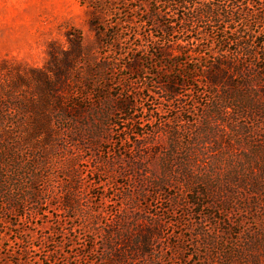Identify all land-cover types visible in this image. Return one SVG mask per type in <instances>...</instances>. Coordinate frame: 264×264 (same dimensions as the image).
Returning a JSON list of instances; mask_svg holds the SVG:
<instances>
[{
	"label": "rangeland",
	"instance_id": "rangeland-1",
	"mask_svg": "<svg viewBox=\"0 0 264 264\" xmlns=\"http://www.w3.org/2000/svg\"><path fill=\"white\" fill-rule=\"evenodd\" d=\"M237 2L260 23L180 47L177 24L159 37L168 0H0V166L21 181L0 194V264H218L235 244L229 264H264V0ZM247 33L257 65L216 84L179 54L236 63L216 38ZM158 48L196 79L157 76Z\"/></svg>",
	"mask_w": 264,
	"mask_h": 264
},
{
	"label": "trees",
	"instance_id": "trees-1",
	"mask_svg": "<svg viewBox=\"0 0 264 264\" xmlns=\"http://www.w3.org/2000/svg\"><path fill=\"white\" fill-rule=\"evenodd\" d=\"M254 2V0H251ZM169 4L174 7V10H176V14L180 11V14H178V18L174 21H169L164 15L165 18L160 21H158L157 27L159 28L160 36L169 39L170 37H174V24H177L181 29L179 32L181 33H187V39L179 36L177 37L178 40H180L178 45L182 47L181 42H188V40H193L191 43H195L198 45L199 38L197 37L198 27L202 26H214L216 29H219V25L221 23H244V27L248 30V24L249 20L253 19V21H256L254 17L257 19V23H260V19H262L261 16H257L251 13L244 12L241 7L239 6L237 0H168ZM264 32V31H263ZM264 34V33H263ZM254 37L247 33L246 36L239 37V39H230L226 36L219 35L216 38V41L218 42L219 46L222 48L227 49L228 44H234L236 45V48L238 46V49L236 51V54L239 56V60L236 61V63H232L229 59L223 60L222 58H218L217 61H207L208 56L204 54V58H202V52L200 49H190V50H179V54L185 55L187 58H189L190 61L196 60L195 62H202L203 66L200 68L202 69L201 72L206 71L204 77L206 78L207 82L210 84H216L221 82L220 75L216 73V71L223 72L226 69L229 68H235V70H242L245 66V63H254L255 66L258 62V56L256 54L255 50V40ZM241 40V41H238ZM169 41V40H168ZM176 43V44H177ZM186 44V43H185ZM264 49V45L262 47ZM222 52H224V49H222ZM194 56H196V59H194ZM156 61L159 62V70L162 71V73H156L157 76L159 74H162L160 77H164L167 79L168 83L173 85L178 80L179 77L182 79L185 77L187 79H196L197 73L200 69L197 68H183V70L176 68L180 62L172 56L168 54H164L161 48H158L157 55L155 56ZM259 64V63H258ZM204 67V68H203ZM257 68H260L257 66ZM183 71V72H182ZM184 72H189L190 76H185ZM264 76V75H263ZM199 78L202 80V78L199 75ZM217 98H222L221 96L217 95ZM65 101H63L62 95H57L55 97L54 106L61 112H64L66 110L65 107ZM219 105H214L213 108H218ZM226 105H222V109ZM121 108V107H120ZM125 110V108L123 109ZM48 135L50 134V129L48 128ZM11 149L5 150L4 156L2 157L4 162L8 163L11 162L13 166L10 165L11 168L17 167L19 169L18 165L16 164L17 161L14 160V155ZM8 168V167H7ZM6 168V169H7ZM6 169H4V166H0V194L2 197H5L4 193H7V199L8 203L15 204V200L17 197L13 195V193H10L12 189L16 188L21 184V181L19 180L20 176L16 172V170L13 172L8 171L7 173ZM15 169V168H14ZM15 176V178H14ZM31 188V187H30ZM5 191V192H4ZM33 191V190H32ZM36 191H33V194ZM10 204V205H11ZM224 222V221H222ZM228 230V229H224ZM258 237H250L248 243L254 244L256 243V239ZM236 241V239H235ZM247 244V243H246ZM248 246V245H247ZM235 248V249H234ZM243 246L235 244L234 247H232L231 251L226 253V256L221 258L222 260L218 261V264H229L232 262L235 257H239V259L243 256ZM254 261L256 262V259L254 258Z\"/></svg>",
	"mask_w": 264,
	"mask_h": 264
}]
</instances>
